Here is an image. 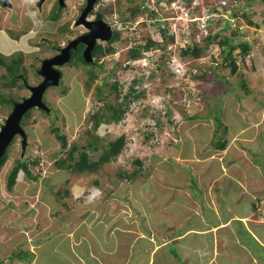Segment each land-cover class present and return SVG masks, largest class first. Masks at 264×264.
Listing matches in <instances>:
<instances>
[{"label": "rangeland", "instance_id": "rangeland-1", "mask_svg": "<svg viewBox=\"0 0 264 264\" xmlns=\"http://www.w3.org/2000/svg\"><path fill=\"white\" fill-rule=\"evenodd\" d=\"M36 1L9 0L7 4L2 3L8 7H0V52L10 55V58L24 56L30 82L26 84L21 75H18L14 84H4L6 79L3 74L6 68L0 65V91L4 96L0 97V129L13 109L12 102H20L30 96V85L36 84L38 74L44 76L41 73L44 61L39 57L50 58L57 38L61 42L65 38L64 33L54 27L52 15H49L52 19L48 16L54 0H48L41 7L37 6ZM59 1L62 4L63 0ZM82 1L67 0V10L64 9L62 15L70 14L72 17L67 16L73 20ZM158 1L161 0H145L146 6L137 17L122 20L120 9H125L130 0H100L99 6L107 3L115 8L114 13L109 14V21L121 29L123 37L117 42V51L106 55L101 62L103 66L96 69L98 76L89 89L85 83L88 76L85 67L90 68L88 65L72 68L65 64L62 70L56 68L61 72L59 81L56 85H49L42 97L48 109L44 112L39 106H33L28 112L30 116L25 121L27 145L23 148L21 134L14 136L11 141L14 142L8 145V158L0 166V264H28L32 256H38V261H34V264H100L94 258H89L86 252L81 255L82 260H79L68 248L66 222H74L75 210L84 212L89 207L100 205L101 213L108 210L112 218L113 215L117 217L129 210L119 200L117 202L118 198L126 202L122 198H125L127 191L133 196H136L134 192L138 193L139 196L132 201L141 210L149 209L148 205L157 206V203L158 206H164L172 200L173 188L168 189L169 200L165 199V196L162 197L164 191L158 188L154 180L160 183L165 176L175 179L178 174L187 180L194 177L195 179H191L192 184L196 182L200 187L192 186L193 194L203 199V185L197 180L198 174L204 176L206 173H213L217 176L221 172V161H225L226 165L231 162L232 165H228L231 166L230 172L239 175L241 179L245 178L247 184H250L249 193H242L241 198L236 195L237 186L229 187L228 208L244 212L256 211L258 208V212L261 211L264 217V3L256 2L249 9L245 8L249 11L251 20L259 25L249 26L240 10L238 20L231 17L228 31L225 26L233 10L226 3L230 0H192L191 3L181 0L177 2L182 6L178 13L167 6L166 0ZM240 1L246 3V0H238ZM211 8L213 11L209 10ZM197 9L199 12L196 14L200 16H192ZM153 10L157 11L159 19L171 26L176 35L180 32L186 35L176 39L172 46L175 52L170 51L163 56V49L154 48L147 51L141 65L133 61L129 65L125 51L137 42H144L145 35L150 33L153 38L163 41L159 20L151 15ZM219 17L221 22L214 23V19ZM206 20L214 21L206 25ZM143 21L146 24H142ZM194 21H197L196 27L193 26ZM80 27L75 28L74 33L79 32ZM217 30L222 31L220 36H236V44L243 39L253 42L254 48L244 61L241 59L240 49L236 50L239 65L236 72L222 65L220 46L216 43L211 44L197 60L184 62L179 55L178 45H185L192 39L200 41L211 31ZM32 62L36 63L35 67L31 66ZM184 63L190 69H186ZM214 64L219 65V68L218 72L213 73L206 67ZM134 78L138 79L134 83L136 95L131 93L127 97L128 107L124 117L116 122L103 121L96 130L101 144L125 135V145L119 156L100 166L96 172L67 171L68 174H65V170L55 168V159L66 157L68 146L72 142L82 147L91 138L88 131L93 125L90 118L93 107H104L105 102L123 101ZM242 78L247 83L249 92L241 85ZM115 80L123 84L118 98L110 88ZM97 84H104L106 88V96L99 100L96 95ZM24 119L25 115L21 125ZM54 126H59L66 134L67 148L63 149L61 141L53 132ZM221 137L228 139L225 149L217 147ZM101 151L102 148L90 150L91 159L96 160ZM24 156L34 173L38 167L33 166V161L39 159L42 175L35 179L27 177L21 170L13 190H10L7 187L8 173L15 159ZM221 157L227 158L220 160ZM136 158L142 161V165L133 162ZM139 167L144 175L136 182L125 177L119 178V173L124 168ZM228 181L231 185L232 180ZM150 188L154 189L155 195ZM78 189L83 191L74 194ZM57 190L63 193L62 199L59 194L56 195ZM97 191L103 195L102 202L100 196L97 203L92 201L95 199H92V195ZM118 193L121 195L118 196ZM248 196L254 198L252 202L247 200ZM136 199H139V204ZM141 202L146 203L145 207ZM81 208L83 209L80 210ZM94 216L92 213L87 216L98 233L97 241L90 239L93 255L100 248L110 250L115 241L113 229L107 225L110 219L97 224ZM255 217L259 218L257 215ZM155 218L157 221L158 216ZM86 228L84 224L79 230ZM235 234L238 235L237 231ZM238 237L241 238L240 235ZM240 242L244 244L242 240ZM231 244L233 249L239 248L238 244ZM26 245L38 248L34 254H30L31 248ZM250 247L261 248L259 244ZM170 248L174 252L176 245ZM19 251H23V258L19 256ZM177 253L179 254H171L164 264H191L183 258L182 253ZM118 256H122L121 248L118 249ZM188 256L193 258L195 253ZM256 257L257 264H264L263 255ZM260 257L262 259L259 262ZM239 263L242 264L240 259Z\"/></svg>", "mask_w": 264, "mask_h": 264}, {"label": "crops", "instance_id": "crops-1", "mask_svg": "<svg viewBox=\"0 0 264 264\" xmlns=\"http://www.w3.org/2000/svg\"><path fill=\"white\" fill-rule=\"evenodd\" d=\"M225 158L227 157H221L220 160H225ZM221 162V172L217 176H214L213 173H206L204 176L198 174L197 180L200 185H203L201 190L203 199H199V195L193 194L192 186H199V184H195L196 182L192 184L191 179H195L194 177H189L188 179H191L187 180L179 174L176 175L177 178L175 179L165 176L160 183L157 180L154 181H156L158 188L164 191L162 197L165 196V199L169 200L168 189L173 188L174 196L169 204L166 202V205L158 206L159 203H157V206L148 205L149 209L141 210L136 205L137 203L132 201L135 200L136 196H139L138 193L134 192L136 196H133L127 191V195H124L125 198L121 197L126 202H122L118 197L116 198H118L117 202L119 200L130 211L123 212L117 217L113 215L112 218V214H109L108 210L101 213L99 209L102 206L95 205L99 196L100 202H102L103 195L101 196L98 191L93 193L98 196L92 195V199L95 198L92 201H96L93 204L95 206L89 207L84 212L79 211L80 213L75 210L74 222H66L68 224L66 228L69 238L68 248L79 260H82L81 255L86 252L89 258H94L100 264H112L109 257L111 253L118 252L119 248H121L123 255L122 264H164L171 257V254H179L177 252L182 253L183 258L191 264H240L239 259L242 264H257L256 255H263L264 257L263 214L261 211L258 212V208L256 211L247 210L245 212L228 208L229 198L227 193L230 192L229 187L237 186L235 192L238 193L236 194L237 197L241 198L242 193H245V195L249 193L248 187L250 184H247L245 178L241 179L239 175L230 172L231 166L228 167V165H232L231 162L227 165L225 161ZM221 178L230 179L223 180ZM228 180H232L231 185H229ZM82 191V189H78L76 192L72 191V193L79 194ZM150 191L155 195L153 188H150ZM126 197L128 200H126ZM253 199V197H247L249 202H252ZM137 201L139 204V199ZM145 204H142L143 207H145ZM203 204L206 206H203ZM88 212L95 215L94 218L97 224L110 219V223L107 225L110 229H113L112 234L115 237L113 248L110 250L100 248L95 252V255L92 254L89 245L90 239H93L94 242L97 241L98 233L91 225L92 220L89 221L87 218ZM255 215L259 218H256ZM155 216H158L157 221L154 220L156 219ZM84 224L87 228L79 230ZM238 230L241 231L238 232ZM235 231L241 238L235 234ZM231 243L238 244L239 248L237 250L233 249ZM174 244L177 250L173 248V252L170 246ZM256 244H259L261 248L250 247ZM26 246L31 248L30 254H34L38 248L34 245ZM192 252L195 253V256L190 258L188 255ZM106 256L108 259L105 258ZM37 259L38 256H32L28 264H34V261H38ZM261 259L260 257L259 262ZM174 260H177L176 257H174Z\"/></svg>", "mask_w": 264, "mask_h": 264}, {"label": "trees", "instance_id": "trees-1", "mask_svg": "<svg viewBox=\"0 0 264 264\" xmlns=\"http://www.w3.org/2000/svg\"><path fill=\"white\" fill-rule=\"evenodd\" d=\"M161 1H158V2H161ZM171 1L172 0H166L167 3H170ZM186 1H187V3H191L192 0H186ZM235 2H237V3L235 4ZM245 2L246 3L243 4L241 1L238 2V0H230L229 1L227 6L230 7V5H231L233 12L230 14V18H227L228 22L226 23L227 25L225 26V30L229 31V29L231 27V17H235L236 20L239 19L238 12L240 10L242 11L243 17L246 18L247 23H249L248 24L249 26H250V24L259 25V23L253 22L251 20L249 11H247L245 8L249 9V7H251L256 2L264 3V0H248V2L246 0ZM108 5L111 6V4H108ZM145 6H146L145 0H141V1L130 0V3H128L126 5L125 9H123V8L120 9V17L122 20H125L126 18H135L140 14V12L143 10V7H145ZM111 7H113V6H111ZM56 9H57V7L55 6L53 11H52V14H51L52 18H54V19L58 18L61 14L60 13L61 8L60 9L58 8V11ZM209 10L213 11L212 8ZM196 11L197 12H194L192 15H195L196 13L199 12L198 9ZM151 15L154 17H157V18L159 17L156 10H153ZM158 20L157 21L160 24L159 29L161 30V33L163 36V39H162L163 41L160 42L158 39L153 38L152 35L150 33H148L147 35H145V41L144 42H139V43L137 42L136 45L129 47L125 51V54H126L125 58H141L146 50H150V49H154V48L155 49L156 48L163 49L164 50L163 56H165V53H169L170 51L172 53L175 52V49H173L172 46L175 45L177 38L184 36L183 35L184 33H180V36H176V34L174 32H170L171 26L168 25L165 20L162 21V19H159V18H158ZM214 20L207 21L206 25L212 24V21H214V23H220L221 17L215 18ZM196 22L197 21L193 22V26L196 25ZM142 24H146V21H143ZM195 27H193V28H195ZM220 32H222V31H220V30L211 31L206 37L202 38L200 41L199 40L196 41V40L192 39L191 42H189L185 45H178L177 47H178L179 55L182 58V60L184 62L189 61L190 59L197 60L198 58L203 56L204 51L209 49L211 44L216 43L220 46L219 54L222 56V65L224 67H230L232 72H236L238 70V67H239L238 61H237L238 57L236 55V50L240 49L241 59H242V61H244L245 57L254 48L253 42H251V40H248V39L247 40L243 39V41H240L236 44L235 43V40L237 39L236 36H233L230 34L220 36L221 35ZM122 38L123 37H122L121 29L118 28V31L116 30L114 37L109 41V43L105 46V48L100 47L98 49L97 60H99V58L103 54L106 55L107 53L115 52L117 49V42H118V40H122ZM136 38H138V37H136ZM125 40L128 41V39H125ZM82 49H83V45L81 44L78 47V51L76 53V55H78V57L75 56V59L71 60V62L72 61L76 62V63H73V64H75V66L73 64H69V65H72L76 68H80V66L84 65L83 62H85V59L83 58V56L81 54ZM8 56H10V55H7L5 53L0 52V65L4 66L6 68V70L3 74V77L6 79V81H4V84H6V85L14 84L17 81V79H16L17 73L21 72L26 77L28 75L27 74V65L24 63V59H23L24 56H21L19 58H14V57L10 58ZM42 57H39V59H41ZM181 58H180V61H181ZM183 61H182V63H183ZM85 63H87V62H85ZM87 65L90 68L85 67V70L88 71V76L86 78L85 83H86V88L89 89L91 87L92 83H94L95 79L98 76L97 75L98 71L96 69H100L103 66V64L99 63L97 61L95 65H90V64H87ZM192 65L195 66L194 63ZM31 66L35 67L36 63L32 62ZM185 66H186V69H190L186 64H185ZM74 67H72V68H74ZM206 68H209L210 71L214 73L215 71L218 72L219 65L214 64V65L208 66ZM241 74H243V73H241ZM137 81H138L137 78L133 79V83H132V85L129 86L123 101L118 100V103H116V102L115 103L114 102H109V103L105 102L106 106H104V107H102L101 105H99L98 108L93 107V111L90 114V118L93 120V125L88 131V133H90L91 138H88L86 145H84L82 147H80L76 142H72L68 146V152H67L66 157H64V158L60 157V158L55 159V161H54V167L55 168H60L62 170H65L66 171L65 174H68V172H70V171L79 172V173H81V172H96L100 166L112 161L113 158H116L119 156V154L121 153V151L125 145V135L122 134V135L118 136L116 139L110 140V142H108L106 144H101L100 143L101 138L96 134V130L103 121L109 122V123L113 122V121L116 122V121L121 120L124 117V114L126 113V110L128 107L127 97L131 93H135V95H136V92H135L136 88H135L134 83ZM241 85L243 86L244 89L247 90V92H249V87H248L247 83L245 82L244 78H242V80H241ZM104 86H105L104 84L103 85H101V84L96 85V95H97L98 100L101 99L102 97L106 96V93H105L106 88H104ZM110 88H111V90H113L115 92V96L118 98L120 91H122V89H123V84L120 83L118 80H115L110 84ZM229 88H232V87L229 86ZM0 97H4L2 94V90L0 91ZM8 100L11 103V98H9ZM1 101L4 102V100H2V99H1ZM30 109L24 114L25 119H24V122L22 124L24 130L27 127L25 125V121L27 122L26 118H28L30 116V114H28ZM39 109H41L45 112L44 109H42L40 107H39ZM53 132H55L56 136L61 141L63 149L67 148V144H68L67 136L63 131H61L59 126H54ZM13 142H11V143H13ZM227 143H228V139L225 137H221V138H219V140L217 142V147H219L221 149L226 148ZM100 148H102V151H101L99 157L96 160H92L90 150L94 151V150H98ZM88 149H89V151H88ZM9 151H10V147H7L4 154L0 158V166H2L6 162L8 155H9ZM76 153L78 155H76ZM27 156L28 155H26V157ZM26 157L25 156L24 157H17L15 159V162L12 165V167L8 173V176H7V187H8V189L13 190V188L17 182V179H18V174L21 170L23 171L24 175H26L27 177H33L35 179H38L42 175V171L39 167V159H35V161H33V166L38 167L37 171L34 173V171L32 170L31 164L27 162ZM133 162H137V163H140V165H142V161L139 160L138 158L134 159ZM124 169L126 171L125 170L121 171L119 173V178L125 177V178H128V179L136 182V180L138 178L140 179L144 175V173H142L143 171H141L140 167L134 168V169H129V168H124ZM55 193H56V195L59 194L60 195L59 197L62 199V194H63L62 192L59 193V190H57ZM66 193H68V192L66 191ZM22 253H23V251H19V256L21 258L24 257V254H22ZM105 258L108 259L107 256ZM109 258H110V263H112V264H122V262H123L122 261L123 255L121 257H119L117 251L111 253ZM3 264H6V263H3Z\"/></svg>", "mask_w": 264, "mask_h": 264}, {"label": "flooded vegetation", "instance_id": "flooded-vegetation-1", "mask_svg": "<svg viewBox=\"0 0 264 264\" xmlns=\"http://www.w3.org/2000/svg\"><path fill=\"white\" fill-rule=\"evenodd\" d=\"M67 0H63L62 4H60L59 0H54L52 5L50 6V11H48V16L52 14V11L54 9V7H57V11L58 8H62L60 11V16L58 18H50L52 19V21H54L55 26L57 30H59L60 32L64 33V40L61 42L58 38H57V44L52 47V49L54 50V52H52L50 54V57L52 56H56L59 54L63 53V49L71 42L75 41L76 39L80 38L81 36H88V34L90 35L91 33H94V38H90L87 37L88 40H79L76 45L71 46L70 47V53L69 56H66L65 53H63V55L60 57V59H66L65 61L62 62V64L59 65V63L53 64L55 68H58L60 70H62L63 66L65 64H73L76 63L75 61H72V59H75V56L78 57V55H76L77 51H78V47L82 44L83 45V49H82V56L85 59V62H83L85 65L90 64V65H95L96 62L98 61L99 63L103 62L104 58L106 57V55H102L99 60H97V52L98 49L100 47L105 48V46L109 43V41L114 37L116 30L118 31V27L114 26L111 24V22L109 21V14H113L115 8L109 6L107 3H103L102 5H98L100 0H94V2L92 3L91 9H89L86 14L84 15V21L88 22V23H92V25H88L85 22H83L81 20V17L83 16V13L86 9V7L88 6V1L89 0H83L82 4L80 5L81 7L79 8V12L75 15V18H73V20L71 19V17L69 18L67 15H62L63 10L66 9L67 10ZM77 1V0H76ZM48 0H37L36 4L38 7H41L44 3H48ZM81 1H79L80 4ZM8 7V5H4L2 3H0V7ZM74 8V7H73ZM113 8V9H112ZM56 11V12H57ZM61 18V21H60ZM108 24V26L110 27V36L108 32H104V26ZM81 26V27H80ZM80 27L79 32L74 33L75 28ZM106 27V26H105ZM101 33H105V34H100ZM71 33V34H70ZM95 33H98L95 35ZM107 37V38H106ZM110 37V38H108ZM93 41V46L90 48V59H87L84 56V51L85 48L89 45L88 42H92ZM51 47V46H50ZM96 54H95V53ZM111 54V53H110ZM108 55V54H107ZM48 58L47 56H44L41 58V61H44V59ZM79 61V60H78ZM75 66V64H73ZM82 65V64H81ZM72 66V65H70ZM72 66V67H74ZM81 67V66H80ZM21 75V77L23 78V81H26V84H29V79L28 77H26L23 73H17L16 76ZM38 80L35 83H39L40 81H42V79L44 78V76L39 75L37 76ZM24 85L25 82L23 83ZM32 84V83H31ZM34 84V83H33ZM14 104V102H13Z\"/></svg>", "mask_w": 264, "mask_h": 264}, {"label": "water", "instance_id": "water-1", "mask_svg": "<svg viewBox=\"0 0 264 264\" xmlns=\"http://www.w3.org/2000/svg\"><path fill=\"white\" fill-rule=\"evenodd\" d=\"M9 2V0H0V3H4L7 4ZM94 2V0H89L88 1V6L86 7L83 16L81 17V20L83 22H85L84 20V15L86 14V12L91 9L92 3ZM88 25H92V23H88L85 22ZM93 26V25H92ZM106 26V27H105ZM104 26V32H108L110 36V27L108 26V24H106ZM101 33L100 34H105V33ZM98 33H95V35ZM87 37L90 38H94V33H91L90 35L88 34V36H81L80 38L76 39L75 41L69 43L64 49H63V53L66 54V56H69L70 53V47L76 45V43L79 40H88ZM107 38V37H106ZM110 38V37H108ZM89 45L85 48L84 51V56L87 59H90V48L94 45L93 41L92 42H88ZM59 54L56 56H52L50 58H46L44 59V63L43 66L41 68V73L44 75V78L42 79L41 82H39L36 85H30L31 89H32V93L30 96H28L26 99H24L23 101L20 102H14V106L12 111L9 113L8 117L5 120V123L2 125L1 129H0V158L2 157V155L4 154L6 148L8 147V145L11 143V141L13 140L14 136H16L17 134H21L23 136V148H25V146L27 145L26 143V131L24 130L23 126L21 125V120L22 117L24 116V114L33 106H39L40 108L46 110L48 109V106L46 105V103L43 101V93L46 90V88L49 85H56L59 81V77L61 72L56 69L54 67L53 64L56 63H62L63 61H65L66 59H60V57L63 55Z\"/></svg>", "mask_w": 264, "mask_h": 264}, {"label": "built area", "instance_id": "built-area-1", "mask_svg": "<svg viewBox=\"0 0 264 264\" xmlns=\"http://www.w3.org/2000/svg\"><path fill=\"white\" fill-rule=\"evenodd\" d=\"M181 2V0H172L170 3H168L167 4V6H170L171 8H173L174 9V11L175 12H180L181 11V5L179 4V3H177V2ZM226 5H227V3H226ZM185 8V7H184ZM226 8V7H225ZM224 8V9H225ZM229 9V8H228ZM226 11H227V9H226ZM188 12H189V10H188ZM222 12V9H221V11H220V13ZM217 14H218V12H217ZM189 15H190V12H189ZM229 15V14H228ZM192 16H195V17H197V16H200V15H197V14H195V15H192ZM232 18H234V17H232ZM198 19V18H197ZM236 20V19H235ZM206 23H207V20H206ZM170 32H173V30H171ZM180 33H182V32H180ZM180 33L179 34H177L176 36H180ZM176 34V33H175ZM184 36L186 35L185 33L183 34ZM142 59H144V58H142ZM139 60H141L140 58H139ZM134 62H135V60H134Z\"/></svg>", "mask_w": 264, "mask_h": 264}, {"label": "clouds", "instance_id": "clouds-1", "mask_svg": "<svg viewBox=\"0 0 264 264\" xmlns=\"http://www.w3.org/2000/svg\"><path fill=\"white\" fill-rule=\"evenodd\" d=\"M150 50H151V49H150ZM116 51H117V50H116ZM147 51H149V50H146V51H145L144 55L140 58L141 60H139V58H129L127 64H131L130 62H131V61L134 62V60H135V62H136L135 64H141V63H143L144 59H142V58L146 55ZM113 53H114V52H113ZM107 54H110V53H107ZM107 54H106V55H107ZM137 62H139V63H137ZM36 84H38V83H36ZM36 84H33V85H36Z\"/></svg>", "mask_w": 264, "mask_h": 264}, {"label": "bare ground", "instance_id": "bare-ground-1", "mask_svg": "<svg viewBox=\"0 0 264 264\" xmlns=\"http://www.w3.org/2000/svg\"><path fill=\"white\" fill-rule=\"evenodd\" d=\"M51 2V1H50Z\"/></svg>", "mask_w": 264, "mask_h": 264}]
</instances>
